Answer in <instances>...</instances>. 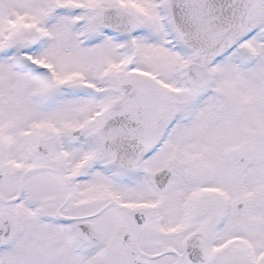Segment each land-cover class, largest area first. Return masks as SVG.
<instances>
[{
    "label": "snow or ice",
    "instance_id": "1",
    "mask_svg": "<svg viewBox=\"0 0 264 264\" xmlns=\"http://www.w3.org/2000/svg\"><path fill=\"white\" fill-rule=\"evenodd\" d=\"M0 264H264V0H0Z\"/></svg>",
    "mask_w": 264,
    "mask_h": 264
}]
</instances>
